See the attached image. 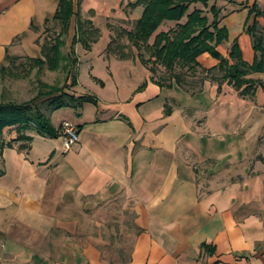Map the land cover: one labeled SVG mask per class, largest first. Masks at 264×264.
Masks as SVG:
<instances>
[{"label": "crops", "instance_id": "0c3cea01", "mask_svg": "<svg viewBox=\"0 0 264 264\" xmlns=\"http://www.w3.org/2000/svg\"><path fill=\"white\" fill-rule=\"evenodd\" d=\"M256 1L222 19L225 57L238 40L254 62L245 26ZM45 5L14 0L1 9L0 63L7 49L42 55L33 25L43 29L53 15ZM105 57L119 80L118 110L73 121L80 141L69 151L62 136L34 132L29 149L4 150L0 264H264V158L254 155L264 142V89L244 98L207 81L192 94L161 87L138 55ZM198 59L205 68L219 63L208 52ZM79 111L83 119L86 104Z\"/></svg>", "mask_w": 264, "mask_h": 264}, {"label": "trees", "instance_id": "16d2710c", "mask_svg": "<svg viewBox=\"0 0 264 264\" xmlns=\"http://www.w3.org/2000/svg\"><path fill=\"white\" fill-rule=\"evenodd\" d=\"M224 1L241 3L239 8L248 6L238 0ZM134 4L144 7L142 16L132 29L122 27L119 34L112 37L106 49L108 55L129 59L135 56L133 53L137 50L141 61L153 73L152 79L161 87L172 88L178 85L192 94L202 92L207 81L217 82L219 92L228 83L244 98H254L259 87L264 89V80L249 77L252 73H264V26L259 19L264 18V9L260 8L257 1L250 6L245 26L253 40V63L245 60L238 40L230 47L229 58L219 51L218 47L229 40V29L221 24L229 13H223L222 6L217 2L137 0ZM80 6L81 0H60L55 14L45 20L46 25L52 21L60 30L56 29L41 44L42 55L17 56L10 54L7 49L5 60L0 63V73L3 76L28 77L37 70L40 76L45 68L54 71L67 66L64 65V37L69 34L74 18L77 19L78 33L73 43L80 41L86 48H91V42L98 40L101 33L91 19L83 20ZM125 37L127 41H124ZM206 52L219 60L216 66L205 68L201 65L198 58ZM74 60L78 64V57ZM69 74H72L73 81L63 86L40 80L38 94L29 100L3 98L0 101V177L5 174L3 156L6 148L21 143L20 149H29L33 140L31 132L49 137L62 136L61 127L55 126L46 109L73 107L81 110L87 103L99 102L96 95L71 93V86L78 83V70L74 72L70 69ZM171 112L172 108L167 105L166 113ZM7 127L16 130V138L6 139ZM207 246L206 243L203 245L204 248Z\"/></svg>", "mask_w": 264, "mask_h": 264}, {"label": "rangeland", "instance_id": "374dc122", "mask_svg": "<svg viewBox=\"0 0 264 264\" xmlns=\"http://www.w3.org/2000/svg\"><path fill=\"white\" fill-rule=\"evenodd\" d=\"M14 0H0V11L4 6L10 5ZM137 0H81L80 10L83 20L91 19L96 28L100 30V37L98 40L91 42L92 47L86 48L82 42L77 44L73 43L74 37L78 33L77 31V19L74 18L69 34L65 35L66 44L63 46V52L65 55L64 66L58 70H49L45 68L40 76L37 75V70H34L28 77H14L3 76L0 73V101L5 98L7 100L25 101L36 96L40 90L39 81H45L51 85L63 86L67 82L73 81L72 74H69V70L76 72L78 70V83L71 86V93L80 94H92L99 98L97 104L87 103L84 118L80 119L81 113L79 110L73 107H62L54 110H47V114L51 117L55 124H59L62 118L64 120H72L74 122H80L88 120L94 117H102L113 113L119 109V103L116 101V83L119 80L111 79L110 64L114 61H110L105 57V50L108 47L112 37L119 34L122 27V23H125L126 28L132 29L136 21L142 16L143 6L135 5ZM244 4L249 3V0H238ZM36 4L41 5L45 3L50 12L55 14L60 0H35ZM217 2L223 8V13H230L239 8V4L236 2L228 3L224 0H210V4ZM254 2V0H252ZM252 4V3H251ZM201 6L202 4H198ZM260 8L264 9V0H260ZM41 10V9H40ZM52 14L49 17L53 16ZM249 16V14H248ZM253 19H251L252 23ZM261 25L264 26V18H261ZM56 25L51 21L48 25H44L43 29L34 27L36 42L42 44L49 35H53ZM22 40L18 37L15 40V44ZM126 37H125V40ZM35 42V41H34ZM36 43V44H37ZM37 44V45H38ZM75 45V46H74ZM75 50L74 52L72 50ZM31 52V51H30ZM26 49L10 50V54L17 56H27L30 53ZM33 53V51H32ZM42 54V51H40ZM38 51V54H40ZM138 51L134 50L135 55ZM75 57H78V64L75 62ZM19 61H22L19 60ZM5 63H8L7 61ZM69 67V68H68ZM112 68V67H111ZM96 76L104 79L106 82L110 81L107 86L103 85ZM133 75L129 83L134 84L136 77ZM79 112V113H78ZM78 113V114H77ZM264 131L260 135V140L264 139ZM254 155L262 156L264 158V142L258 143L254 149ZM256 160V158H255Z\"/></svg>", "mask_w": 264, "mask_h": 264}, {"label": "built area", "instance_id": "2783aa9c", "mask_svg": "<svg viewBox=\"0 0 264 264\" xmlns=\"http://www.w3.org/2000/svg\"><path fill=\"white\" fill-rule=\"evenodd\" d=\"M61 133L65 151L71 150L80 141L78 126L71 120H63Z\"/></svg>", "mask_w": 264, "mask_h": 264}]
</instances>
